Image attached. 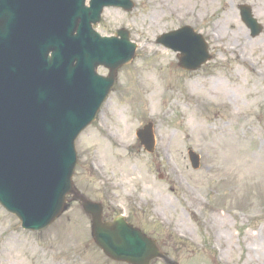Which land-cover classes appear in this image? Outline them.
Segmentation results:
<instances>
[{
  "label": "rangeland",
  "instance_id": "374dc122",
  "mask_svg": "<svg viewBox=\"0 0 264 264\" xmlns=\"http://www.w3.org/2000/svg\"><path fill=\"white\" fill-rule=\"evenodd\" d=\"M132 1L129 11L104 9L96 25L103 35L127 29L136 50L75 141V190L102 205L105 221L123 215L155 239L166 259L150 264H264V0ZM242 4L263 25L255 37ZM182 25L202 33L212 56L195 71L155 41ZM148 122L152 153L135 135ZM0 264L126 263L103 254L69 199L38 232L0 207Z\"/></svg>",
  "mask_w": 264,
  "mask_h": 264
},
{
  "label": "water",
  "instance_id": "95a60500",
  "mask_svg": "<svg viewBox=\"0 0 264 264\" xmlns=\"http://www.w3.org/2000/svg\"><path fill=\"white\" fill-rule=\"evenodd\" d=\"M0 0V204L24 229L48 226L66 208L76 153L74 140L105 100L117 69L134 56L126 30L101 37L92 29L105 6L130 10V0ZM251 35L261 26L240 6ZM178 51V64L195 70L210 59L200 34L189 26L157 38ZM109 69L96 74L97 66ZM153 150L152 124L137 131ZM193 168L198 157L188 153ZM91 217V235L105 255L130 264L160 256L155 242L122 218L101 219V205L79 197Z\"/></svg>",
  "mask_w": 264,
  "mask_h": 264
},
{
  "label": "bare ground",
  "instance_id": "6f19581e",
  "mask_svg": "<svg viewBox=\"0 0 264 264\" xmlns=\"http://www.w3.org/2000/svg\"><path fill=\"white\" fill-rule=\"evenodd\" d=\"M157 4H159V1H155V2H154V6L157 5ZM218 38H219V37H218ZM258 75H260V73H257V74H256V76H258Z\"/></svg>",
  "mask_w": 264,
  "mask_h": 264
}]
</instances>
